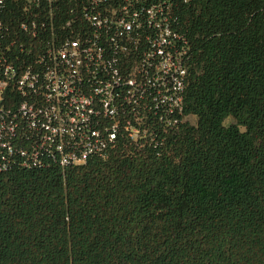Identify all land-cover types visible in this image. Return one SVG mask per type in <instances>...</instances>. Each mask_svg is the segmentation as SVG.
<instances>
[{
  "label": "trees",
  "instance_id": "obj_1",
  "mask_svg": "<svg viewBox=\"0 0 264 264\" xmlns=\"http://www.w3.org/2000/svg\"><path fill=\"white\" fill-rule=\"evenodd\" d=\"M180 20L196 122L161 157L0 174V264H264V0H191Z\"/></svg>",
  "mask_w": 264,
  "mask_h": 264
},
{
  "label": "built area",
  "instance_id": "obj_2",
  "mask_svg": "<svg viewBox=\"0 0 264 264\" xmlns=\"http://www.w3.org/2000/svg\"><path fill=\"white\" fill-rule=\"evenodd\" d=\"M0 0V174L161 157L185 122L191 0Z\"/></svg>",
  "mask_w": 264,
  "mask_h": 264
},
{
  "label": "rangeland",
  "instance_id": "obj_3",
  "mask_svg": "<svg viewBox=\"0 0 264 264\" xmlns=\"http://www.w3.org/2000/svg\"><path fill=\"white\" fill-rule=\"evenodd\" d=\"M186 120H189V121H191L192 123H195V122H196V120H195L194 118H190V117L186 118ZM234 122H235V121H234L232 118H229L228 120H226L225 124L228 125V124H231V123H234ZM243 130H244V129H243Z\"/></svg>",
  "mask_w": 264,
  "mask_h": 264
}]
</instances>
